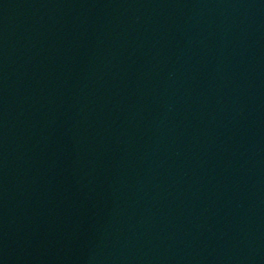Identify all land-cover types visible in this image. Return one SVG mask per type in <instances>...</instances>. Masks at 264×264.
<instances>
[{"label": "water", "instance_id": "water-1", "mask_svg": "<svg viewBox=\"0 0 264 264\" xmlns=\"http://www.w3.org/2000/svg\"><path fill=\"white\" fill-rule=\"evenodd\" d=\"M0 264H264V0H0Z\"/></svg>", "mask_w": 264, "mask_h": 264}]
</instances>
